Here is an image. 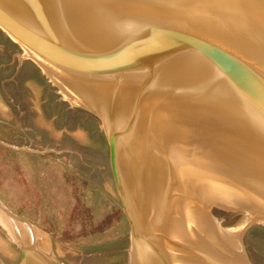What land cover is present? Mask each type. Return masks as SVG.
<instances>
[{
  "label": "water",
  "instance_id": "water-1",
  "mask_svg": "<svg viewBox=\"0 0 264 264\" xmlns=\"http://www.w3.org/2000/svg\"><path fill=\"white\" fill-rule=\"evenodd\" d=\"M0 2L2 8L27 24L50 26L56 40L66 41L70 50V45L79 52L84 48L87 57L113 60L120 65V72L107 74L110 84L102 93L101 111L91 108L102 118L116 188L133 231L132 203L118 160V90L127 72L130 80L142 84V89L143 84L147 85L146 91L152 89L151 96L158 97L161 103L166 104L168 95L180 96V105L194 115L191 130H195L192 135L196 137V155L201 154L206 165H219L222 172L229 174L225 176L258 192L263 201L229 191L221 193L220 204L249 210L243 229L264 221V0ZM0 25L15 37L1 18ZM203 126L209 133L206 140ZM0 207L11 218L30 224L1 201ZM197 210L192 211L194 217L216 231L209 213ZM17 245L22 249L17 264H27L30 259H35L36 264H50L34 247ZM244 258L247 264H254L248 256Z\"/></svg>",
  "mask_w": 264,
  "mask_h": 264
},
{
  "label": "rangeland",
  "instance_id": "rangeland-1",
  "mask_svg": "<svg viewBox=\"0 0 264 264\" xmlns=\"http://www.w3.org/2000/svg\"><path fill=\"white\" fill-rule=\"evenodd\" d=\"M204 166L216 180L233 181L219 165ZM226 185L228 190H215L217 196L207 190L188 200L181 190L177 196L182 207L209 213L216 229L209 231L222 246L230 247L221 241L222 231L231 232L226 238L236 240L235 249L224 250L231 254L223 252L226 258L247 264L246 255L254 264H264V221L243 229L249 210L220 204L221 193L229 191L261 200L246 187ZM0 201L30 223L36 232L31 246L50 264H130L133 230L116 188L101 116L70 99L39 58L2 25ZM181 212L180 222L193 233L199 220ZM21 256L22 249L0 224V264H17Z\"/></svg>",
  "mask_w": 264,
  "mask_h": 264
},
{
  "label": "bare ground",
  "instance_id": "bare-ground-1",
  "mask_svg": "<svg viewBox=\"0 0 264 264\" xmlns=\"http://www.w3.org/2000/svg\"><path fill=\"white\" fill-rule=\"evenodd\" d=\"M19 17L0 6V18L7 29L39 58L46 72L67 96L101 111L102 93L110 84L107 74L120 72V65L113 60L87 57L84 48L79 52L70 45V50L66 41L56 40L55 31H50V26L30 25ZM125 76L120 82L117 100L120 108L118 160L135 221L131 264H240L223 255L224 250L235 249V239H227L224 234L221 241L230 247L222 246L216 235L214 237L209 231V224L198 218L200 225L193 234L180 222L179 214L181 208L187 216H194L192 211L197 210L194 206L182 207L181 195L188 200L194 193L201 195L206 190L221 192L227 189L226 184L238 190L242 185L237 181L223 183L204 171L205 162L194 152L196 139L192 134L195 130H191L195 126L194 115L180 105L179 95L169 97L167 93L169 99L166 104L161 103L158 97L151 96L152 89L146 91V84L142 89L140 82L130 80L129 72ZM155 86L158 88V84ZM220 117L218 115L217 119ZM202 128L207 134L203 138L206 140L209 133L204 126ZM198 130L202 131L201 128ZM210 147L214 148L212 144ZM203 173L207 174V179L203 178ZM179 190L183 192L180 197L177 196ZM251 191L253 193L248 192L258 196V192ZM201 211L197 210L202 214ZM248 220L249 214L242 227ZM0 224L21 246L33 245L36 232L27 223L11 218L1 207ZM27 264H36V260L30 259Z\"/></svg>",
  "mask_w": 264,
  "mask_h": 264
}]
</instances>
